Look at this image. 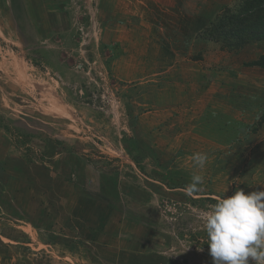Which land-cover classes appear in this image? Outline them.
Returning <instances> with one entry per match:
<instances>
[{"label":"rangeland","instance_id":"1","mask_svg":"<svg viewBox=\"0 0 264 264\" xmlns=\"http://www.w3.org/2000/svg\"><path fill=\"white\" fill-rule=\"evenodd\" d=\"M239 1L0 0V264H212L201 213L264 191V42L201 36ZM93 197L152 226L146 253H67L58 205Z\"/></svg>","mask_w":264,"mask_h":264},{"label":"clouds","instance_id":"2","mask_svg":"<svg viewBox=\"0 0 264 264\" xmlns=\"http://www.w3.org/2000/svg\"><path fill=\"white\" fill-rule=\"evenodd\" d=\"M193 162L204 168L208 157L195 153ZM203 177L193 175L186 186L188 195L202 191ZM207 235L212 264H264V191L249 194L240 189L219 198L200 216Z\"/></svg>","mask_w":264,"mask_h":264},{"label":"crops","instance_id":"3","mask_svg":"<svg viewBox=\"0 0 264 264\" xmlns=\"http://www.w3.org/2000/svg\"><path fill=\"white\" fill-rule=\"evenodd\" d=\"M208 45L209 43H207L205 47L207 48ZM252 50L254 49L247 47L240 55L247 56ZM206 52H208V50ZM260 54L264 55V53ZM204 57L206 58L205 55ZM252 72L257 73L258 78L256 79L264 81V69L256 68L253 69ZM254 83L253 81V84ZM256 88L257 91L254 93L259 94L262 92L261 88H263V85L257 86ZM89 197L91 198V196ZM65 205H58V209L61 212V216L64 210L66 216L73 222V234L68 231H66V234H64V232L60 233L61 230L59 229V233H54V235H59L58 240L62 241L63 238L64 240L70 239L69 241H72L67 245L68 248L71 249L67 251V253L71 255L77 254L76 251L78 248L81 249L79 243L76 244L74 241H81L82 243L88 244L89 247L85 245L88 249H100V251L107 250L111 253L114 251L115 254L113 255H117L118 258L127 253H129V255L144 254L153 244L155 231L149 223L134 219L131 215L124 213V211H114L113 209L110 211L108 204L105 203L104 206L101 205L99 199L93 197L88 201L81 200L80 203L71 200L66 206ZM67 206L71 207L67 208ZM52 212L53 210L51 213ZM108 216H110V218ZM50 241H43V244L52 248L54 245L55 248L54 242L51 243ZM57 245L58 244H56V246Z\"/></svg>","mask_w":264,"mask_h":264},{"label":"trees","instance_id":"4","mask_svg":"<svg viewBox=\"0 0 264 264\" xmlns=\"http://www.w3.org/2000/svg\"><path fill=\"white\" fill-rule=\"evenodd\" d=\"M201 36L235 51L264 42V0H240L225 8ZM252 65L264 68V55Z\"/></svg>","mask_w":264,"mask_h":264}]
</instances>
